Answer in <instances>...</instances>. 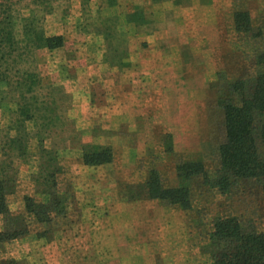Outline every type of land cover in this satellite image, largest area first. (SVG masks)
I'll use <instances>...</instances> for the list:
<instances>
[{
  "label": "rangeland",
  "instance_id": "rangeland-1",
  "mask_svg": "<svg viewBox=\"0 0 264 264\" xmlns=\"http://www.w3.org/2000/svg\"><path fill=\"white\" fill-rule=\"evenodd\" d=\"M124 3L125 0L11 2V30L19 48L28 43L24 27L33 23L41 26L47 36L60 31L55 40L60 46L39 49L31 46L30 51L26 48L28 54L22 56L17 68L35 74L38 82L33 94L26 92L25 86L14 92L5 80H0V168L8 166L7 175H15L14 186L5 195L6 205L11 214L24 218L28 229L24 236L0 246L2 261L95 264L100 250L106 254L109 250L97 248L93 241L97 236L88 232L97 222L102 223L106 215V211L97 209L111 203L97 200L98 194L113 192L121 200L132 202L129 198L141 195L140 185L151 169L158 172L164 187H177L178 164L199 160L210 175L219 164L217 147L223 141L224 127L218 102L229 95L233 81L251 79L259 69L255 53L264 45L261 38L251 37H261L257 35L264 31V1L260 2L261 7L242 3L234 9L226 38L217 39L214 49L207 51L206 45H202L204 53L196 59L188 46L183 49L185 63L204 60L206 68L215 71L199 72L193 69L197 65H190V70L184 72L185 80L179 82L186 86L155 87L154 91L141 92L140 98L151 102L147 104L115 102L120 99L117 92L126 88L122 89L123 85L112 88L119 75L108 68L143 65L141 56L140 60L134 59L135 55L133 61L128 58L135 42L139 44L140 25L148 22L150 27L152 19L149 10L128 11ZM236 11L249 14L250 32L236 30ZM41 16L40 23L33 22ZM202 78H206V86L202 85ZM177 80L168 81L177 85ZM18 93L24 96L22 103L41 107L35 125L34 121L26 122L29 139L23 156H18L16 146L10 143L17 134L14 121L18 105L14 101ZM39 139L46 149L56 153L52 164L45 158L39 160ZM96 147L111 149L109 162L92 165L84 161V153ZM51 165L52 170L56 168V192L65 199L66 209L63 214L52 213L45 224L26 211L25 198L48 201L41 183L44 175L41 169L47 173ZM141 177L144 180L138 181ZM189 195L188 209L148 199L149 211L158 207L168 209L161 218L146 212L147 219L155 221L151 236L166 243L160 247L154 243L147 249V258H152L154 264H209L208 247L217 217L234 216L251 224L257 232H264L262 190L253 179L238 180L229 192L222 193L203 185L201 178L195 176L189 184ZM3 223L0 214V230ZM143 251L140 247L118 248L117 254L126 256L127 252L131 260H138Z\"/></svg>",
  "mask_w": 264,
  "mask_h": 264
},
{
  "label": "trees",
  "instance_id": "trees-1",
  "mask_svg": "<svg viewBox=\"0 0 264 264\" xmlns=\"http://www.w3.org/2000/svg\"><path fill=\"white\" fill-rule=\"evenodd\" d=\"M47 1L40 0V3ZM11 2L12 0H0V80H5L14 92H20L24 89L21 87L25 86L26 92L33 94L34 86L38 82L35 74L20 72L17 64L23 55L28 54L26 48L30 51L31 46L35 49L59 47L60 45L55 43L59 36H47L42 27L35 23L32 26L26 25L24 30L28 33V43L23 49L19 48L11 30ZM42 18L43 16L34 18L33 22L40 23ZM234 23L238 32L251 31L249 14L246 11H236ZM257 36L261 37L252 35L251 38H261L264 45V31ZM255 62L259 66L255 76L233 81L229 86V95L218 102L222 110L224 138L217 147L219 164L213 175L207 172L201 161H185L176 166L179 178L177 187H164L158 172L151 169L145 182L140 185L141 195L130 198L159 199L188 209L191 204L189 184L193 177L198 176L203 185L217 188L222 193L229 192L238 180L253 179L261 186L264 201V48L256 51ZM23 97L20 93L14 101L18 105V115L14 121L17 134L10 139V143L16 146L18 156H23L27 148L29 138L26 122L34 121L35 125L37 112L41 110V107L22 103ZM42 142L43 140L39 139L38 158H45V161L52 164L57 155L54 151L46 149ZM83 158L88 164L100 165L110 161L111 149L96 147L84 153ZM0 169L3 176L0 178V214L3 215L4 222L0 230L1 246L7 241L24 236L28 229L24 218L11 214L6 205L5 195L14 186L15 175H7L8 166ZM44 170L41 169L44 174L41 183L48 201L36 202L31 197H26L25 202L26 211L34 215L37 221L46 224L52 213L63 214L66 205L63 196L56 192V168L52 170L51 165V171L44 173ZM208 250L211 255L209 264H264V232H257L251 224L242 223L234 216L217 217ZM0 264L19 263L14 260H0Z\"/></svg>",
  "mask_w": 264,
  "mask_h": 264
},
{
  "label": "crops",
  "instance_id": "crops-1",
  "mask_svg": "<svg viewBox=\"0 0 264 264\" xmlns=\"http://www.w3.org/2000/svg\"><path fill=\"white\" fill-rule=\"evenodd\" d=\"M261 1L264 0H125L124 4L128 7H126L128 11L144 8L149 10L152 19L150 27L148 22L142 24V27L140 25L139 44L138 41L135 42L134 49L128 58V61H133L132 57L135 55L134 59L140 60L141 56L143 65L136 63L128 69H120L116 66L108 68L119 75V80H114L115 83L113 81L112 88H120L122 85V89L126 88L123 90L124 92H117L120 99L115 102L147 104L151 102L144 97H142L144 99L140 98L143 91H149V89L154 91L155 87L156 89H167L186 86V83L179 84V82L185 80L184 72L190 70V65H197L198 67L193 69L199 72L215 71V68H206V65L203 64L204 60L185 63L183 49L188 46L194 59L203 55L202 45H206L204 49L209 51L215 47L217 39L224 40L222 37L226 38L225 32L232 24L234 9L242 3L247 7L250 5L261 7ZM59 32L52 33V36L60 34ZM140 42L144 44L142 45ZM200 65L204 66V70L200 69ZM169 73H176V75ZM171 79L173 82L178 79L177 85L169 84L168 80ZM200 81L203 82L202 85L206 86V78H202ZM160 102L163 103V100L160 99ZM143 180L144 177H141L138 181ZM101 199H106L111 203L97 209L98 212L99 210L106 211V215L102 218V223L97 222L93 229L89 228L88 232H93V235L97 236V240H93L97 248H108L109 250L108 254L104 250H100L95 264H154L151 261L152 258H147V249L154 246V243L158 247L164 246L166 243L163 239H155L151 236L155 221L153 222L151 218L147 219V216L150 213H155L161 218L168 209L158 207L156 211H149L147 206L151 203L148 199L139 198L136 201L129 198L132 202H127L121 200L118 194L113 192L98 194L97 200ZM119 200L121 201L119 202ZM151 201L155 203L154 200L151 199ZM131 208H136V210ZM164 220H168L167 215ZM161 229L163 230L162 225ZM137 247L144 248L138 260L136 258L131 260L132 256L131 258L127 256V252L126 256L117 254L118 248L133 249Z\"/></svg>",
  "mask_w": 264,
  "mask_h": 264
}]
</instances>
